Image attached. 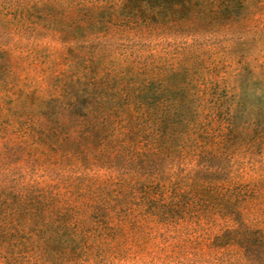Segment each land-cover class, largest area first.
I'll return each mask as SVG.
<instances>
[{
    "label": "trees",
    "instance_id": "obj_1",
    "mask_svg": "<svg viewBox=\"0 0 264 264\" xmlns=\"http://www.w3.org/2000/svg\"><path fill=\"white\" fill-rule=\"evenodd\" d=\"M0 264H264V0H0Z\"/></svg>",
    "mask_w": 264,
    "mask_h": 264
}]
</instances>
